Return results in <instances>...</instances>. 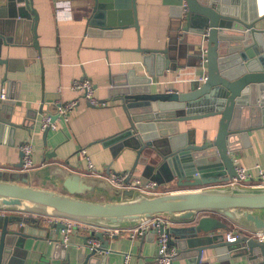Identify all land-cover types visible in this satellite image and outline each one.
<instances>
[{"label":"water","instance_id":"obj_1","mask_svg":"<svg viewBox=\"0 0 264 264\" xmlns=\"http://www.w3.org/2000/svg\"><path fill=\"white\" fill-rule=\"evenodd\" d=\"M28 1L23 0L24 10L31 14L32 47L38 50V14L32 0ZM163 3L173 18L184 23L178 30L200 35V48L204 45L205 79L191 82L183 92L163 91L153 85L152 78L173 69L176 60L169 54V45L141 47L136 0H92L87 24L98 26L100 35L133 27L137 35L133 50L143 54L146 69L141 75L130 69L118 81L111 75L108 99L118 101L127 127L101 143L109 147L112 157L124 149L135 152L126 182L142 165V182L175 183L179 189L147 195L118 189L101 177H86L58 167L61 191H57L31 185L30 171H0V264H16L10 259L14 249H23L31 237L27 228L19 226L33 221L24 214L72 219L100 228H129L164 215L174 223L150 231L148 236L164 232L178 253L190 251L189 264H264V237L258 235L264 234V187L224 185L236 175L231 154L249 145V131L264 126V0ZM17 11L22 16L23 9ZM0 39L4 37L0 35ZM0 64L7 61L0 59ZM10 110L13 106L1 99L0 126L8 127V144L12 145L18 125L7 117ZM212 116L218 121L211 140L203 136L197 143L195 137L179 131L181 122ZM48 130L43 131L46 134ZM97 187L113 193L115 200L86 199ZM179 222L185 224L177 226ZM54 226L59 230L63 225L59 222ZM231 226L237 233L228 241L225 235ZM92 236L101 243L90 246L85 239L88 251L77 254L75 261L67 252L61 264H93L97 256L103 261L109 242L101 231Z\"/></svg>","mask_w":264,"mask_h":264},{"label":"crops","instance_id":"obj_2","mask_svg":"<svg viewBox=\"0 0 264 264\" xmlns=\"http://www.w3.org/2000/svg\"><path fill=\"white\" fill-rule=\"evenodd\" d=\"M31 5L38 14V50L32 47V17L28 9L24 10L23 0H0V35L6 41L5 44L4 39H0V59L7 61L6 65L0 64V95L4 93V100L13 106L7 117L18 125L12 145L8 144V127L0 126V171L22 172L20 145L28 142L32 145L35 163L30 171V182L36 187L61 191L58 167L106 180L112 173L128 172L135 152L124 149L112 157L109 147L103 146L101 140L127 127L118 101L108 99L111 75L118 81L130 69H135L136 75L146 74L143 54L133 50L137 46L136 30L127 27L120 33L109 30L107 35H100L98 26L87 24L92 0H32ZM136 7L141 47L165 48L169 45L172 47L169 54L176 60L172 62L173 69H166L162 76L152 78L153 85L163 91L188 90L201 73L200 35L179 31L184 23L170 15L169 6L163 0H136ZM18 8L23 9L22 16ZM79 79L91 81L93 96L103 105L93 106L79 91L71 89V83ZM74 99L78 100V106L69 112L67 120H57V128L45 134L40 127L45 111L54 112L58 101ZM217 121L218 117L212 116L181 122L179 131L189 133V137L201 143L203 136L214 138ZM248 137L249 145L231 156L235 165L251 169L255 177L256 165L264 170V126L249 131ZM82 148L86 149V156L95 170L88 169L87 158L79 153ZM141 170L142 165H138L131 179L139 178ZM159 186L162 192L179 189L175 183ZM85 198L115 200L113 193L100 187ZM24 215L32 217L33 221L19 226L27 228L31 237L25 240L23 249H14L11 263L61 264L67 252L75 261L77 254L88 251L86 240L90 246L101 243L92 236L93 232L101 231L109 242L108 251L103 261L97 256L93 264H122L126 254L130 255L129 264H157L156 236L145 234L132 238L126 232L109 235L104 228L89 224L92 228L72 232L64 243L61 228L57 230L43 216ZM227 233L237 232L231 226ZM93 238L96 239L94 243L90 242ZM190 257V251L179 252L174 264H189ZM204 260L203 256L201 261Z\"/></svg>","mask_w":264,"mask_h":264},{"label":"built area","instance_id":"obj_3","mask_svg":"<svg viewBox=\"0 0 264 264\" xmlns=\"http://www.w3.org/2000/svg\"><path fill=\"white\" fill-rule=\"evenodd\" d=\"M201 73L196 79L198 82H203L205 79V52L204 45L201 46ZM71 89L75 91H79L83 97L92 105H103L104 103L98 102L93 96V85L88 79H79L74 80L71 83ZM4 93H1L0 98L4 99ZM78 106V100H69V101H58L55 104L54 112L50 110L45 111L42 115L40 127L42 130L51 129L55 130L57 128V120L62 119L64 121L67 120V116L70 111L75 109ZM21 151V166L20 171L28 172L34 169L35 163L33 161V149L32 145L28 142H23L20 145ZM79 153L81 156L87 158L86 149H79ZM87 160V167L89 170H95L93 164L90 160ZM255 177H252L251 169L242 167L240 165H235V173L236 175L229 179L225 186L227 185H241L248 187H264V170H262L257 165L254 167ZM128 172L125 173H112L108 177V182L114 187L121 190H133L134 192L138 191L147 195H154L158 193H163L159 190V185L155 181H146L142 182L139 178L135 177L130 179L128 182L125 181ZM46 218L48 223L54 225L56 223H61L63 226L61 228V233L63 235L62 241L64 243L67 242L69 235L79 229H89L92 228L89 224L79 222L72 219L66 218H58L51 216H43ZM174 222L164 215H155L150 218L142 220L139 224L133 227L125 228V227H114V228H104L105 233L109 235H119L121 233H128V235L132 238L137 236H143L150 231H158L160 228H166L172 225ZM23 225V223H20ZM259 237L263 238L264 234L258 233ZM226 240L232 241L236 238V234L227 233L225 235ZM96 241L95 238L91 239L90 242L94 243ZM156 243L158 245V252L155 257L157 264H174V260L178 255V248L175 245H170L168 243V236L163 233H157L156 235ZM130 255L126 254L124 256V260L122 264H129Z\"/></svg>","mask_w":264,"mask_h":264}]
</instances>
